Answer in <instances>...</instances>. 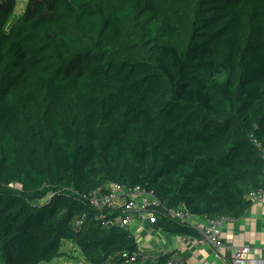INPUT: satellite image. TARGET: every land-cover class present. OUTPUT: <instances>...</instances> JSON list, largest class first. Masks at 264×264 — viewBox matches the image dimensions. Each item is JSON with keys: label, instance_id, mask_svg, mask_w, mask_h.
Masks as SVG:
<instances>
[{"label": "trees", "instance_id": "obj_1", "mask_svg": "<svg viewBox=\"0 0 264 264\" xmlns=\"http://www.w3.org/2000/svg\"><path fill=\"white\" fill-rule=\"evenodd\" d=\"M15 6L0 0L2 264H150L105 224L116 213L89 204L111 183L199 217L244 215L264 188V0ZM150 226L201 237L162 213Z\"/></svg>", "mask_w": 264, "mask_h": 264}, {"label": "built area", "instance_id": "obj_2", "mask_svg": "<svg viewBox=\"0 0 264 264\" xmlns=\"http://www.w3.org/2000/svg\"><path fill=\"white\" fill-rule=\"evenodd\" d=\"M261 194L262 189L248 194L246 198L254 204L261 200ZM87 198L89 204L97 211H109L108 213H111V215L116 213L115 216L106 221L105 224L107 226H120L130 230L135 224L139 227L144 224H154L159 213H162L166 218L195 230L200 234L203 241L215 250H223L222 226L226 221L225 218L210 219L205 216H195L189 212L184 204L179 205L177 208L169 209L156 198L153 192L146 191L141 187L128 188L117 183L107 185L103 194H100V191L90 192ZM82 221L83 217L73 222V225L79 226ZM156 232L163 234L159 231ZM161 254L167 253L163 251ZM249 254V247L232 249L231 264H264L261 260L250 258ZM157 256L139 253L132 256L131 262L135 263V260L140 258V261H149L152 264ZM165 264L185 263L170 257Z\"/></svg>", "mask_w": 264, "mask_h": 264}, {"label": "crops", "instance_id": "obj_3", "mask_svg": "<svg viewBox=\"0 0 264 264\" xmlns=\"http://www.w3.org/2000/svg\"><path fill=\"white\" fill-rule=\"evenodd\" d=\"M136 242H145L153 255L166 252L185 264H231L234 248L249 247V257L264 263V188L261 200L252 204L239 219H226L222 226L223 250L217 251L200 238L178 237L159 234L148 224L130 229Z\"/></svg>", "mask_w": 264, "mask_h": 264}, {"label": "rangeland", "instance_id": "obj_4", "mask_svg": "<svg viewBox=\"0 0 264 264\" xmlns=\"http://www.w3.org/2000/svg\"><path fill=\"white\" fill-rule=\"evenodd\" d=\"M27 1L28 0H16V6L14 9V14H13L14 17L19 16L23 13ZM12 188L16 191H20V189H21V187L18 184L12 185ZM136 243H137L138 247L142 248V249H148V247H149L148 245L145 244V242H140V240ZM68 248H70L72 250L71 254H72L73 258H75L76 256H79V252L77 251V249L73 245L69 244ZM1 259L2 258L0 257V260ZM70 260L74 261L73 259H70ZM0 264H2V263L0 262ZM49 264H58V262L55 261V262L49 263ZM59 264H66V263L60 262ZM67 264H72V263L69 262Z\"/></svg>", "mask_w": 264, "mask_h": 264}]
</instances>
